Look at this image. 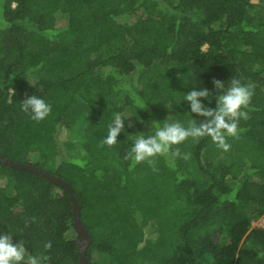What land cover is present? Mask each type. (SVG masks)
<instances>
[{"label":"trees","instance_id":"16d2710c","mask_svg":"<svg viewBox=\"0 0 264 264\" xmlns=\"http://www.w3.org/2000/svg\"><path fill=\"white\" fill-rule=\"evenodd\" d=\"M232 77L255 94L229 151L189 138L174 147L190 158L157 157L156 171L124 159L153 122H202L184 95L206 88L215 109L213 79ZM31 95L51 105L41 122L21 111ZM116 113L125 130L108 147ZM0 151L70 182L89 264H264L251 226L264 212V0H0ZM73 224L68 190L0 160V235L80 264Z\"/></svg>","mask_w":264,"mask_h":264},{"label":"clouds","instance_id":"9594fccd","mask_svg":"<svg viewBox=\"0 0 264 264\" xmlns=\"http://www.w3.org/2000/svg\"><path fill=\"white\" fill-rule=\"evenodd\" d=\"M215 90L218 91L215 109L206 107L201 99H209L212 93L208 89L192 90L184 95V101L190 105L191 113L203 117L202 122L195 119L189 120L187 127L180 122L165 123L163 127L159 122H153L154 133L148 136L138 135L131 150L125 155V160H130L132 166L148 162L153 166L157 157H169L173 159L181 157L178 146L186 142L189 138L199 141L208 137L223 151L230 150L231 145L228 138L239 139L240 133L244 131L240 128V121L250 118L252 97L255 92L254 84L242 83L240 79L232 77L227 84L213 79ZM13 94L15 90L12 89ZM145 108V107H143ZM21 111L28 114L33 121L41 122L45 120L52 111L51 105L37 95L26 97L21 103ZM125 117L116 113L112 122L108 126V134L103 143L108 147H113L117 143L118 136L125 130ZM131 127V123L128 125ZM181 158L187 160L190 154H184ZM35 218H32V222ZM29 226V221H25V227ZM25 241L13 242V236L8 232L0 235V264H45L48 260L46 255H33L25 247ZM51 241L44 244V249L50 250Z\"/></svg>","mask_w":264,"mask_h":264},{"label":"water","instance_id":"95a60500","mask_svg":"<svg viewBox=\"0 0 264 264\" xmlns=\"http://www.w3.org/2000/svg\"><path fill=\"white\" fill-rule=\"evenodd\" d=\"M0 160H2L5 163H8L17 169H28L31 170L41 176H44L48 178L49 180L58 183L62 185L66 190H68L70 197L73 202V208H74V223L78 230V236H77V243L80 250V264H89L88 257L86 254V243L88 242L89 238V229L85 222L81 218V208L79 207L78 200L76 198V195L73 192L72 186L69 181H66L65 179L52 174L50 172L44 171L40 169L37 165L34 163H25V162H18L11 157H7L0 151ZM230 264H237V263H230Z\"/></svg>","mask_w":264,"mask_h":264},{"label":"rangeland","instance_id":"374dc122","mask_svg":"<svg viewBox=\"0 0 264 264\" xmlns=\"http://www.w3.org/2000/svg\"><path fill=\"white\" fill-rule=\"evenodd\" d=\"M64 20H62L61 22H60V24L63 22ZM60 24L58 25V26H60ZM58 35L59 36H61L62 38L64 37V38H69L70 36H71V33L67 30V29H65V28H61L60 30H59V32H58ZM204 47H205V45H204ZM73 130H74V127H71V128H69V129H67V131H66V133H65V137H67V136H71V134H72V132H73ZM80 151H78L77 153H76V155L78 156V155H80V156H86V154H85V152H80ZM261 214H264V212L263 213H261ZM261 214H259V215H261ZM258 215V216H259ZM256 217V216H255ZM252 226V225H251ZM154 227H153V225L152 224H150L149 226H148V233L149 234H153V232H155V229H153ZM78 230H77V228H76V226H75V224H73L72 225V227L69 229V232H67V236L69 237V236H78ZM245 236V235H244ZM244 236L241 238V243H243L244 245H252V246H254V245H256V243L255 242H251V241H249V240H247V239H244Z\"/></svg>","mask_w":264,"mask_h":264},{"label":"built area","instance_id":"2783aa9c","mask_svg":"<svg viewBox=\"0 0 264 264\" xmlns=\"http://www.w3.org/2000/svg\"><path fill=\"white\" fill-rule=\"evenodd\" d=\"M251 225H258L264 227V214H261L259 216L253 217L251 220Z\"/></svg>","mask_w":264,"mask_h":264}]
</instances>
